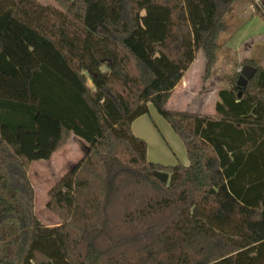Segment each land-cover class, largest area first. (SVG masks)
I'll return each instance as SVG.
<instances>
[{
    "label": "trees",
    "instance_id": "trees-1",
    "mask_svg": "<svg viewBox=\"0 0 264 264\" xmlns=\"http://www.w3.org/2000/svg\"><path fill=\"white\" fill-rule=\"evenodd\" d=\"M54 1L0 0V264H264V68L246 59L214 117L166 107L199 50L215 63L236 0ZM149 103L188 165L148 160ZM72 135L88 148L47 226L30 167Z\"/></svg>",
    "mask_w": 264,
    "mask_h": 264
},
{
    "label": "rangeland",
    "instance_id": "rangeland-1",
    "mask_svg": "<svg viewBox=\"0 0 264 264\" xmlns=\"http://www.w3.org/2000/svg\"><path fill=\"white\" fill-rule=\"evenodd\" d=\"M40 1L57 6L54 0ZM257 3L259 0H236L233 3L222 18L223 30L218 37L215 63L208 68L205 52L199 50L179 87L171 93L167 108L194 113L201 111L203 115L215 113L218 92L238 81L235 75L240 73L246 60L243 57L252 46L237 43L248 34L264 33V17L257 10ZM149 109L148 114L135 120V127L132 125L134 134L148 144V160L163 165H188L189 158L181 137L158 113L154 104L149 103ZM87 148L88 144L81 138L71 137L51 160L32 162L29 179L35 192L34 210L45 225L57 226L62 223L61 218L47 207L49 192L85 156Z\"/></svg>",
    "mask_w": 264,
    "mask_h": 264
},
{
    "label": "crops",
    "instance_id": "crops-1",
    "mask_svg": "<svg viewBox=\"0 0 264 264\" xmlns=\"http://www.w3.org/2000/svg\"><path fill=\"white\" fill-rule=\"evenodd\" d=\"M237 44H239L240 46L252 44V46L250 47L251 48L250 51H248L247 54L243 58L253 60L259 66L264 68V33H262V34H248L245 37H243ZM186 72L184 73V75L186 74ZM179 85H180V83L175 87L173 92L175 90H177ZM197 112L200 113L201 111H197ZM208 116L214 117L215 113L212 115H208ZM134 125H135V121L133 122V126ZM71 137L73 138V137H75V135H72ZM52 158H53V156H52Z\"/></svg>",
    "mask_w": 264,
    "mask_h": 264
},
{
    "label": "water",
    "instance_id": "water-1",
    "mask_svg": "<svg viewBox=\"0 0 264 264\" xmlns=\"http://www.w3.org/2000/svg\"><path fill=\"white\" fill-rule=\"evenodd\" d=\"M256 72H257V67L250 64L243 65L240 70V76L237 81V85L240 88H245L248 85V82L254 77Z\"/></svg>",
    "mask_w": 264,
    "mask_h": 264
}]
</instances>
